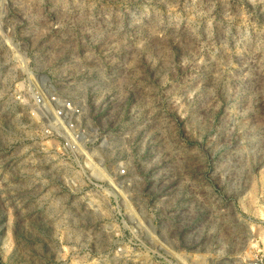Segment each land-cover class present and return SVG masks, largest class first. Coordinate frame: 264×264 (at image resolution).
Returning a JSON list of instances; mask_svg holds the SVG:
<instances>
[{"label":"rangeland","instance_id":"rangeland-1","mask_svg":"<svg viewBox=\"0 0 264 264\" xmlns=\"http://www.w3.org/2000/svg\"><path fill=\"white\" fill-rule=\"evenodd\" d=\"M0 264H264V0H0Z\"/></svg>","mask_w":264,"mask_h":264}]
</instances>
